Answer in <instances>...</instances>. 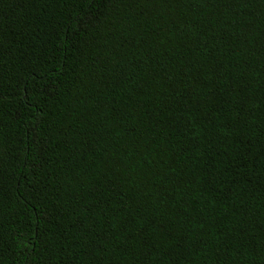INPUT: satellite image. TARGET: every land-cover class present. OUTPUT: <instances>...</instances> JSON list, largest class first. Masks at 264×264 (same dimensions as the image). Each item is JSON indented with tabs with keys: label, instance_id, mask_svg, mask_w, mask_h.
Wrapping results in <instances>:
<instances>
[{
	"label": "trees",
	"instance_id": "trees-1",
	"mask_svg": "<svg viewBox=\"0 0 264 264\" xmlns=\"http://www.w3.org/2000/svg\"><path fill=\"white\" fill-rule=\"evenodd\" d=\"M0 264H264V0H0Z\"/></svg>",
	"mask_w": 264,
	"mask_h": 264
}]
</instances>
